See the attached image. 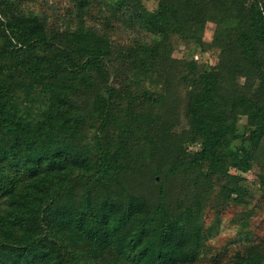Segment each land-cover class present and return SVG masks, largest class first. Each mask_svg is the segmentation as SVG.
I'll return each mask as SVG.
<instances>
[{
    "label": "trees",
    "instance_id": "16d2710c",
    "mask_svg": "<svg viewBox=\"0 0 264 264\" xmlns=\"http://www.w3.org/2000/svg\"><path fill=\"white\" fill-rule=\"evenodd\" d=\"M26 1L0 0V264H117L112 248L128 264H218V254L204 259L210 175L225 176L224 195L243 201L230 169L247 171L264 153V0H159L156 11L141 0H69L50 13ZM118 28L146 75L159 73L175 35L220 48L216 68L181 65L191 72L188 129L173 134L174 118L135 110L139 98L115 85ZM237 113L250 125L239 149ZM192 140L201 147L189 154ZM252 236L233 264H264V236Z\"/></svg>",
    "mask_w": 264,
    "mask_h": 264
},
{
    "label": "rangeland",
    "instance_id": "374dc122",
    "mask_svg": "<svg viewBox=\"0 0 264 264\" xmlns=\"http://www.w3.org/2000/svg\"><path fill=\"white\" fill-rule=\"evenodd\" d=\"M141 1L151 11L158 9L159 0ZM24 5L37 12L50 13L53 10L56 12L58 10L57 6L60 11H65L64 8L70 6L71 3L69 0H27ZM214 30L215 24L209 21L203 38L209 45L213 40ZM118 34L120 37L112 43V53L110 55L112 63L110 70L113 73L115 85L123 87L131 95L133 94L139 98L134 106L136 107L135 110H140L143 106L144 109L151 110L152 107L162 113L167 120L172 122L174 118L173 127L171 128L173 134L178 135L183 129H188V127L186 128V122L189 112L186 104L188 102L187 91L190 88L187 81L190 79L187 77L190 76L191 72L187 65L183 68H181V65L184 61H193L199 66V71L198 69L194 70L197 73L204 68H216L220 63V48L210 46L204 48L195 39L175 35L173 37L172 52L161 65L160 70H158L159 73L146 75L141 69H135L128 57L126 44L131 41L129 32L118 28ZM237 81L241 86H245L248 82L245 75H240ZM253 82L256 88L259 82ZM159 93L163 94L165 99L153 105ZM146 95L153 96L151 102L146 100ZM123 101H126L125 98ZM24 103L29 104L28 101H24ZM123 106L126 105L122 104ZM39 107V104L35 103L33 108L42 111ZM235 121L237 130L232 144L234 148L239 149L247 143V136L250 131L248 115L237 113ZM125 132L127 133L125 136L128 137L127 130ZM89 135L93 141L95 135L92 133H89ZM138 135L143 136L141 133H138ZM200 147L201 143L199 141L192 140L185 143V150L189 154H193ZM261 162H264V153L258 155L247 171L230 169L231 173L241 176L237 180V184L241 188L240 197L243 201H233L232 197L224 195L229 191H225L223 188L225 182H227L225 176L221 174L210 175L213 190L204 206L203 216L207 225L214 226L212 232L214 235L207 243L206 252L208 257L204 258L205 260L210 261L215 254H218V256L220 255L218 264H233V260L229 259L230 256L237 249L242 248L245 243L253 240V236L250 237L251 235L254 234L257 237L256 239L264 236V184L260 182V176L264 171ZM147 166L150 170L153 168L151 164ZM145 171L141 170L142 179H145L149 174V171L147 173ZM155 178L157 180L159 176ZM180 183L189 186L192 184V180L187 177L185 182L182 180ZM228 186L231 187L232 183H229ZM146 188L148 189V185ZM151 192L156 193L155 189ZM169 194L168 199L176 200V191L173 190ZM111 251L113 252L111 259L114 258L117 264L129 263L130 257L124 251L118 248H112ZM198 264H200V260Z\"/></svg>",
    "mask_w": 264,
    "mask_h": 264
}]
</instances>
